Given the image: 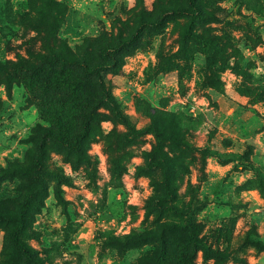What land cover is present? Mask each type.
I'll use <instances>...</instances> for the list:
<instances>
[{
    "label": "rangeland",
    "instance_id": "1",
    "mask_svg": "<svg viewBox=\"0 0 264 264\" xmlns=\"http://www.w3.org/2000/svg\"><path fill=\"white\" fill-rule=\"evenodd\" d=\"M199 3L205 19L171 14L115 51L119 63L103 72L123 119L102 103L81 152L48 141L46 189L20 234L31 264H186L188 219L217 254L200 248L195 264H264V250L246 238L264 241V0ZM170 4L186 2L0 0V60L11 71L52 51L107 62L104 46L117 47ZM28 77L0 73V264L25 261L11 232L37 186L33 128L51 125L44 106L60 105L44 103ZM85 87L95 94L97 80ZM72 113L74 134L82 116Z\"/></svg>",
    "mask_w": 264,
    "mask_h": 264
},
{
    "label": "trees",
    "instance_id": "2",
    "mask_svg": "<svg viewBox=\"0 0 264 264\" xmlns=\"http://www.w3.org/2000/svg\"><path fill=\"white\" fill-rule=\"evenodd\" d=\"M185 2L186 5L170 4L164 6L157 18H141L136 26L135 32L130 37L121 40V43L117 47L114 48L104 46L105 53L110 59L107 62L98 60L95 62H89L87 59H82L77 56L52 51L50 55H44L41 57L40 65L34 66L33 64L25 65L24 63H20L15 67L14 71H11L9 67L0 60V73L14 79L18 75L19 70H22L23 74H30V77H28L29 79L27 80L29 87L40 85V97L43 99L44 103L54 104L56 101L60 102L59 106L49 107L46 105L43 107L47 110V120L50 121V126H42L38 124L33 128L37 138L36 151L34 155L33 177L36 180L37 186L21 203L19 213L16 217L17 222L11 232L12 242L25 256L23 264H31L34 260L33 248L20 237V234L27 224L32 200L36 199L38 194L46 189L43 171L47 155L48 141L50 139H54L72 150L81 152L85 147V139L88 136L91 122L95 117L98 107L102 103L110 106L116 116L122 119L124 118L117 100L107 87L103 70L109 66H114L119 63L117 53L115 51H118L126 45L135 42L141 35L143 29L162 24L169 15L184 14L188 16L192 22H196L207 17L203 12L199 0H185ZM55 6L57 9L61 10L63 4L55 2ZM66 68L77 70L80 74L79 78L70 81L71 74ZM91 79L97 80V91L95 94L88 91L85 87ZM213 83L216 87L221 88L219 76L213 80ZM68 101H70L73 105H71ZM84 105H90L91 108L88 109L87 107H82ZM74 111H80V116H82V118L79 131H76L73 134V130L69 128L66 122H68V118L72 117V112ZM154 131L161 143L164 134L157 129ZM69 133L74 138H70ZM160 159L162 160V165L165 169L163 187L166 192L174 196L169 176L171 164L169 163V160L164 157H161ZM175 209L177 208L175 207ZM185 228L188 231V241L192 244V250L190 252L184 249L181 253V256L186 264H195L193 257L195 251L200 248H203L206 254H215V252L210 250L204 241L196 234L195 226L191 219L186 221ZM246 238L258 249L264 250V241L258 236L248 232ZM163 260L164 259L160 258V261L154 260L153 262L156 264H164Z\"/></svg>",
    "mask_w": 264,
    "mask_h": 264
}]
</instances>
